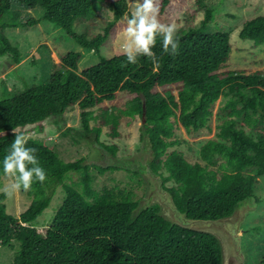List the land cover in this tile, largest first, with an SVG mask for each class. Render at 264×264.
Here are the masks:
<instances>
[{
    "label": "trees",
    "instance_id": "obj_1",
    "mask_svg": "<svg viewBox=\"0 0 264 264\" xmlns=\"http://www.w3.org/2000/svg\"><path fill=\"white\" fill-rule=\"evenodd\" d=\"M17 1L28 7H45L43 18L65 30L81 47L96 51L103 47L110 55H100L96 64L79 71L80 50H70L54 63L49 80L27 85L13 96L0 99V184L3 159L15 139L13 130L26 135L28 126L42 131L45 122L55 117L61 127L64 113L78 103L83 128L67 127L66 133L96 141L104 127L112 136L120 135L123 114L140 115L141 139L152 145V168L170 190L178 207L195 218H218L231 214L242 200L254 195L264 176V73L248 72L229 64L232 43L229 31L208 32L214 9L204 3L205 16L198 25L179 30V54L161 56L162 38L157 36L153 51L160 56L158 67L146 57L126 64V56L116 51L114 42L126 27L124 13L131 12L128 0H102L112 17L92 36L79 31L78 25L92 15L101 0H0V56L11 54L19 62L21 49L6 36L8 26H29L17 20L3 22ZM199 1V0H198ZM159 20L172 24L185 9L196 13L188 0H157ZM240 36L256 44L264 42V16L244 23ZM119 91L126 92V109L116 114ZM217 110L216 133L205 139L199 149L202 161H191L171 146L188 141L177 134L184 128L189 135L213 128ZM112 101L111 105L108 102ZM97 110V112L95 111ZM99 118L100 124L91 121ZM28 147L37 149L39 164L45 169V182H34L28 191L30 205L19 216L10 213L0 194V247L18 248L12 264H222V247L212 233L172 223L153 204L137 211L139 198L131 187H93L91 166L101 173L127 169L139 182L141 175L119 164L88 163L85 157L65 160L43 139L27 138ZM102 143V142H101ZM151 143V145H150ZM112 154L116 144H104ZM71 172L80 173V181L66 182ZM59 186L63 202L50 224L33 222L48 208ZM18 245V246H17ZM1 255V254H0ZM264 264V256L258 262Z\"/></svg>",
    "mask_w": 264,
    "mask_h": 264
},
{
    "label": "rangeland",
    "instance_id": "obj_2",
    "mask_svg": "<svg viewBox=\"0 0 264 264\" xmlns=\"http://www.w3.org/2000/svg\"><path fill=\"white\" fill-rule=\"evenodd\" d=\"M96 2V0H94ZM130 10L134 6V0H128ZM190 5L196 6L197 12L194 14L190 9H185L179 14L172 24L176 25L177 32L191 25H198L205 16V10L199 8V3H204L214 9V19L210 22L207 31H229L232 43V51L229 64L233 68H248V72L261 70L264 73V42L256 44L253 39L240 36V29L244 23L258 15L264 16V0H188ZM97 5V2H96ZM45 7L37 5L28 7L17 1L12 3V11L5 15L2 21L20 20L26 23L28 20L36 18L37 23L29 26H8L5 34L11 42L21 49V58L17 62L11 54L0 56V99L13 96L22 92L27 85L47 81L54 69V63L60 61L63 54L70 50H80L83 57L79 62V71L90 65L96 64L101 60L100 55L108 57L109 49L103 47L101 54L96 51L86 49L79 43L65 34V30L43 18ZM112 13L101 0L100 6L96 11L83 20L77 27L81 32L87 31L91 36L101 30ZM122 33V32H121ZM120 33V34H121ZM118 35V37L120 36ZM117 37V39H118ZM114 42L116 51H121ZM115 105L118 109L116 114L126 109L127 95L126 92L119 91ZM108 105L113 102L107 100ZM223 101L220 98L215 107L213 115V128L201 129L195 135H189L182 127L177 129V134L183 136L188 141L171 146L169 150L178 148L182 150L189 160L202 161L199 155V149L205 139L212 137L216 133L217 110L219 104ZM97 112V110H95ZM142 118L140 115L121 116L119 126L120 135L112 136L109 127L103 126L100 141L104 144H116V153L112 154L104 145L96 141L94 134L90 133L89 137L76 135L75 131L66 133L67 127H74L77 130L83 128L80 108L78 103L69 106L61 121V127H58L56 118L50 117L45 122V128L39 129L28 126L26 137H36L45 140L51 144L59 155L69 161L76 158L85 157L86 162L100 165L119 164L122 168L127 167L137 171L143 182H139L127 169L106 170L101 173L96 165L91 166V172L94 176L93 187L99 192H103L107 187H131L135 191V198L140 200L144 197H152L151 203L157 200L153 197V190L161 187H171L172 181H164L163 176L156 172L148 161L151 158L150 147L146 140L141 139ZM100 119L96 118L91 121L92 126L99 125ZM80 173L71 172L66 182H79ZM11 181L3 175L0 189ZM166 185V186H165ZM157 187V189H156ZM2 192H0L1 194ZM258 201L255 203L256 208L250 211L243 220L241 227V245L245 255L244 264H258L264 256V176L260 177V182L254 191ZM64 189L59 186L48 208L33 222L35 226H44L51 223L58 209L62 205ZM139 200V201H140ZM32 197L28 191L23 189L16 191L11 197L6 196L5 203L7 210L19 216L30 205ZM168 215H172L173 209L167 210ZM19 242V241H18ZM15 241L13 244H19ZM0 247V264H12V260L18 248H11L13 245ZM18 246V245H17Z\"/></svg>",
    "mask_w": 264,
    "mask_h": 264
},
{
    "label": "clouds",
    "instance_id": "obj_3",
    "mask_svg": "<svg viewBox=\"0 0 264 264\" xmlns=\"http://www.w3.org/2000/svg\"><path fill=\"white\" fill-rule=\"evenodd\" d=\"M160 8L157 0H134V6L124 13L126 27L117 39V44L126 56V64H136L143 56L154 67L159 66L161 57L153 51L157 36L162 38L161 56L175 57L179 54L180 41L175 24H164L159 20ZM15 139L3 159V173L11 182L0 192L11 197L16 191H29L34 182L43 183L47 173L39 164L37 149L28 147L27 137L13 130Z\"/></svg>",
    "mask_w": 264,
    "mask_h": 264
},
{
    "label": "water",
    "instance_id": "obj_4",
    "mask_svg": "<svg viewBox=\"0 0 264 264\" xmlns=\"http://www.w3.org/2000/svg\"><path fill=\"white\" fill-rule=\"evenodd\" d=\"M150 151L151 158L148 161L149 165L155 156L152 145L150 146ZM160 186L158 191L153 190V197L157 200L156 204L160 205L159 212L161 215L172 223L215 235L219 239L222 247V264H244L245 255L241 245V232L243 230L241 224L247 214L256 208V202L252 197L242 200L229 215L218 218H195L188 216L186 211H182L178 207L173 193L163 187V180ZM151 198L144 197L141 199L137 211L155 204L151 203ZM170 209H173L172 215L166 213Z\"/></svg>",
    "mask_w": 264,
    "mask_h": 264
}]
</instances>
